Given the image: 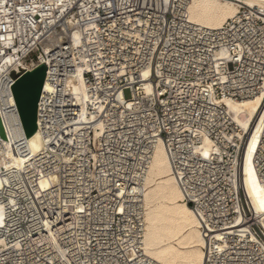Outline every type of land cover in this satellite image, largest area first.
Wrapping results in <instances>:
<instances>
[{
    "label": "built area",
    "instance_id": "2783aa9c",
    "mask_svg": "<svg viewBox=\"0 0 264 264\" xmlns=\"http://www.w3.org/2000/svg\"><path fill=\"white\" fill-rule=\"evenodd\" d=\"M191 2L0 0V108L16 122L15 83L47 67L45 149L21 170L0 165V264H159L144 251L143 185L160 142L205 237L220 235L205 264H264V218L241 175L249 134L226 104L264 94V8L242 5L212 29L191 21ZM70 19L83 46L67 37ZM80 75L83 106L71 87Z\"/></svg>",
    "mask_w": 264,
    "mask_h": 264
},
{
    "label": "bare ground",
    "instance_id": "6f19581e",
    "mask_svg": "<svg viewBox=\"0 0 264 264\" xmlns=\"http://www.w3.org/2000/svg\"><path fill=\"white\" fill-rule=\"evenodd\" d=\"M242 5L264 8V0H192L189 16L196 24L218 29L229 19L234 18ZM68 25L71 32L64 30L72 46H83L82 32L76 27L75 21L70 19ZM64 39L62 34L50 37L43 45L42 56L44 53L51 52ZM71 87L74 93L80 96L82 106L89 102L87 86L82 75ZM226 104L235 121L249 134V141L242 159L241 175L256 212L264 218V185L259 180L253 163L261 132L264 94L240 102L227 100ZM2 122L7 140L5 156L0 158V165L7 169L21 170L28 155L34 158L43 153L45 141L42 132L38 130L34 136L28 138L22 123L18 120L16 122L14 116L0 108V123ZM209 147V142L206 141V149ZM26 184L31 187L29 182ZM40 185L45 189L47 183L41 182ZM143 187L144 251L153 261L159 264H205L207 259L205 249H208L210 245L217 251L223 248V245L219 243L220 235H216L210 243L205 237L196 213L186 203L185 195L173 176L163 142L156 146L151 168ZM29 191L37 202L32 187ZM1 218L0 211V224Z\"/></svg>",
    "mask_w": 264,
    "mask_h": 264
},
{
    "label": "water",
    "instance_id": "95a60500",
    "mask_svg": "<svg viewBox=\"0 0 264 264\" xmlns=\"http://www.w3.org/2000/svg\"><path fill=\"white\" fill-rule=\"evenodd\" d=\"M47 67L41 65L20 77L13 87L14 98L21 123L28 138L38 131V105L44 89ZM3 122L0 123V135L7 140Z\"/></svg>",
    "mask_w": 264,
    "mask_h": 264
},
{
    "label": "rangeland",
    "instance_id": "374dc122",
    "mask_svg": "<svg viewBox=\"0 0 264 264\" xmlns=\"http://www.w3.org/2000/svg\"><path fill=\"white\" fill-rule=\"evenodd\" d=\"M125 96H126V98H130L131 97L130 92L129 91H126Z\"/></svg>",
    "mask_w": 264,
    "mask_h": 264
}]
</instances>
